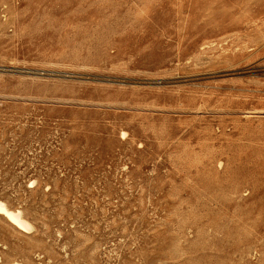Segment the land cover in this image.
<instances>
[{
	"label": "rangeland",
	"instance_id": "374dc122",
	"mask_svg": "<svg viewBox=\"0 0 264 264\" xmlns=\"http://www.w3.org/2000/svg\"><path fill=\"white\" fill-rule=\"evenodd\" d=\"M0 200V264H264V0H0Z\"/></svg>",
	"mask_w": 264,
	"mask_h": 264
},
{
	"label": "bare ground",
	"instance_id": "6f19581e",
	"mask_svg": "<svg viewBox=\"0 0 264 264\" xmlns=\"http://www.w3.org/2000/svg\"><path fill=\"white\" fill-rule=\"evenodd\" d=\"M32 183V182H31ZM0 214L3 215L10 223L20 229L28 231L31 229L28 221H26L21 214V211L10 209L7 205L0 200Z\"/></svg>",
	"mask_w": 264,
	"mask_h": 264
}]
</instances>
